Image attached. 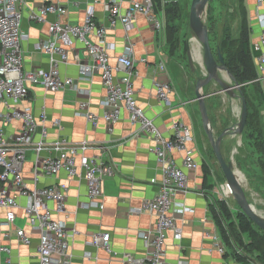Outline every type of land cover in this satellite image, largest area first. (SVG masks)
<instances>
[{
  "label": "crops",
  "instance_id": "obj_1",
  "mask_svg": "<svg viewBox=\"0 0 264 264\" xmlns=\"http://www.w3.org/2000/svg\"><path fill=\"white\" fill-rule=\"evenodd\" d=\"M105 1L24 0L23 31L26 35L23 41L24 70L49 69L51 66L49 56L36 48L38 42L49 37V24L55 21L80 24L84 21L90 5L95 7V21L108 27L107 41L115 45L111 50V60L116 63V58L126 51L129 41L126 29L121 23L114 28L109 27ZM49 2L61 4L66 9L65 14L51 13L47 17V23L43 24L30 19L29 15L32 11ZM129 5L130 0H125L124 8H128ZM246 5L251 26L252 51L256 56L259 51L255 45L262 33L257 19L258 1L246 0ZM128 35L135 44L133 86L138 103L167 136L172 134L173 125L177 122L191 127L195 137L191 146L196 151L195 158L200 165L197 170L190 173L187 190L178 192L174 197L172 210L182 229V236L177 238L174 231L169 232L167 260L169 264H241L230 254L223 240L225 252H220L218 243L213 238L214 234L221 237L211 212V199L217 197L219 186L212 168L205 184L203 159L195 133L199 117L202 119L196 84L189 79L183 65L168 52L166 35L156 32L144 15L139 13L136 16L134 27ZM193 45L195 49V42ZM79 61L90 63L83 47L75 44L70 51L68 62L59 64L60 73L63 77H73L80 88L91 90L90 97H87L90 109L101 116L104 112L101 101L106 95V87L98 72L81 78ZM157 78L168 80L172 84L173 92L169 103H164L157 97L155 87ZM210 84L212 82L203 86L204 93L205 88L207 89ZM261 86L264 90L263 82ZM206 94L209 97L210 92ZM83 98L86 97L76 90L53 92L41 85H31L29 95L18 104V107L30 108L37 116L43 111L47 112L48 142L60 138H66L73 144L86 141L90 145L87 154L100 155L115 168V174L107 176L104 181L101 199L104 203L103 209L86 206L89 202L88 187L81 177H69L66 173H61L54 177H41L38 185L58 182L69 184L66 212L56 217L64 221L69 228L77 230L71 240V264H123L122 256L125 252L139 256L146 253L140 233L153 227L156 217L152 213H137L135 210L159 192L162 171L155 154L150 150L154 144L153 140L149 135L139 133L138 126L130 121L127 111H124L121 120L111 132L103 118H100L98 125L94 126L84 116L76 114L79 101ZM260 109L264 116V104ZM5 111L6 107L0 102V114H4ZM55 118L61 119L63 124L61 130L53 126L52 120ZM19 129L18 120L6 126L9 136L17 133ZM40 138L39 133L36 140ZM48 154L50 152L47 150L42 152V155ZM174 154L181 165L182 153ZM33 159L34 151H30L25 163L26 180L30 186L34 185L31 172ZM153 179H156V182H153ZM15 195L20 203L16 210V221L14 224H7L3 214V223L0 226V235L4 231H9L11 234L10 238H2L1 243L9 245L12 253L8 255L0 251V264H38L39 233L32 229L26 218L24 210L26 199L17 193ZM18 228L26 229L31 236V244L26 245L18 240L16 236ZM105 233L111 234L114 253H108L103 248L90 243L94 235L102 236ZM207 233L211 236H207ZM227 251L229 254H226Z\"/></svg>",
  "mask_w": 264,
  "mask_h": 264
},
{
  "label": "built area",
  "instance_id": "obj_2",
  "mask_svg": "<svg viewBox=\"0 0 264 264\" xmlns=\"http://www.w3.org/2000/svg\"><path fill=\"white\" fill-rule=\"evenodd\" d=\"M257 1V19L262 33L255 45L259 53L254 57L258 70L257 81L264 83V0ZM124 2L125 0L104 2L109 27L114 28L121 23L126 29L129 41L126 51L116 58V63L111 60V50L115 45L107 41L108 27L95 21V7L90 5L84 21L80 24L62 21L49 24V37L38 42L36 48L49 56L50 68L25 71L24 0H0V102L6 107L5 113L0 114V226L3 223V214L7 224L15 223L16 210L20 206L15 194L24 197L26 218L40 236L37 248L38 264H71V240L77 233L76 229L69 228L64 221L56 217L66 212L69 184L58 182L39 186L40 178L54 177L61 173H66L69 177H81L88 187L89 202L86 206L103 209L104 203L101 199L104 181L107 176L114 175L116 170L104 157L87 154L90 145L86 141L73 144L66 138H60L48 142L47 112L43 111L37 116L30 108L18 107L29 95L31 85H41L53 92L66 89L78 91L86 98L79 101L76 114L84 116L94 126L103 118L111 132L121 120L124 111H127L130 121L138 126L139 133L149 135L153 140L154 144L150 150L155 154L162 171L159 192L135 211L152 213L156 220L153 227L140 233L146 253L139 256L125 252L122 256L123 264H169L168 234L174 231L177 238L182 236V229L177 223L172 207L176 194L187 190L190 173L200 166L195 158L196 151L191 146L195 137L191 127L182 122L175 123L172 134L167 136L138 103L133 86L135 44L128 33L133 29L139 13L144 15L152 28L161 35H166V20L156 11L154 0H130L126 9ZM65 12L66 9L61 4L49 2L32 11L29 17L43 24L47 23L49 14L62 15ZM75 44H80L90 59L88 64L78 62L81 78L98 72L106 87V95L101 101L104 107L101 116L90 109L87 97H90L91 90L80 88L73 77H63L60 73L59 64L68 62L70 51ZM163 68L161 65V69ZM155 87L157 97L162 102L169 103L173 92L172 84L168 80L157 78ZM16 120L20 122V129L9 136L6 126ZM52 124L60 130L63 128L60 118L53 119ZM39 133L41 138L36 140ZM44 150L50 154L42 155ZM30 151H34L31 170L33 186L28 184L25 175V163ZM175 152H181L183 155L181 165L174 156ZM152 181L156 182V179ZM214 199L215 197L211 199L212 202ZM10 236L9 231L0 235V251L8 255H11L12 248L2 244L1 240ZM16 236L23 244L29 245L32 242L31 236L24 228H18ZM207 236L211 234L207 233ZM110 238V233L94 235L90 243L108 253H114ZM213 238L218 243L219 251L224 253L221 237L214 234Z\"/></svg>",
  "mask_w": 264,
  "mask_h": 264
},
{
  "label": "rangeland",
  "instance_id": "obj_3",
  "mask_svg": "<svg viewBox=\"0 0 264 264\" xmlns=\"http://www.w3.org/2000/svg\"><path fill=\"white\" fill-rule=\"evenodd\" d=\"M173 1L180 4L183 12L176 20L178 45L175 50H171L170 45L166 43L167 50L172 54L176 61H179L183 65L189 79L196 84L198 79L205 77L206 68L202 59L203 47L201 42L199 41L200 47H195V49L193 48L194 39L190 42V39L192 38L190 11L193 0ZM164 3L161 8V13L166 19ZM205 13V23L207 24L209 31H211L210 39L215 51L218 50L220 42L225 34L228 33L231 37L239 35L241 14L238 9V0H210ZM189 45L193 57L195 58L194 70L191 69L189 64ZM196 46H198V44ZM230 78L232 84L237 82L232 73ZM211 82L212 84L208 87L206 86L207 89L205 88V93L210 92L209 97L207 96L206 98V104L215 136H219L225 129L237 126L240 119L242 101L238 90H236V96H231L225 91H222L219 83L216 81ZM248 92L251 99L257 102L256 93L251 86L248 87ZM195 133L202 159L208 163L216 175L219 186V193L217 195L218 199L225 200L230 209L234 213L237 212L240 210V207L233 197L226 194L229 191L227 180L213 150L212 143L204 128L201 117H199L198 128ZM231 136L232 138H230ZM239 141H241V143H239ZM253 141V139L244 133L239 135L235 134L232 130L223 139L221 148L226 160L229 163H232L236 169L244 174L246 181H244L242 177L241 179L243 180L244 187H246L249 201L255 205L258 212L264 214V175L262 174L261 166L258 163L260 157L263 156L264 158V153H262V155L261 152L258 151V148L253 145ZM253 261L254 262L252 263H262L256 260Z\"/></svg>",
  "mask_w": 264,
  "mask_h": 264
},
{
  "label": "trees",
  "instance_id": "obj_4",
  "mask_svg": "<svg viewBox=\"0 0 264 264\" xmlns=\"http://www.w3.org/2000/svg\"><path fill=\"white\" fill-rule=\"evenodd\" d=\"M154 1L156 11L161 13L163 0ZM164 6L166 14V43L170 45L171 50H175L178 45L176 20L183 10L180 4L173 0L165 2ZM238 9L241 14L239 35L231 37L230 34H225L217 51L214 50L212 44L211 46L217 59H219L220 52L223 54L227 68L231 71L237 83L242 86V91L248 104V119L243 133L254 140L253 145L262 154L264 153V116L260 108L264 104V90L261 83L257 81L258 70L252 51L251 26L246 0H238ZM210 33L211 31H209V35ZM249 86L254 89L256 101L258 102L251 99L248 92ZM258 163L264 175L263 156L259 158ZM202 168L206 184L209 175H211V168L205 160L202 163ZM210 187H213V185H210ZM230 196L233 197L231 193ZM211 212L223 242L237 262L252 264L253 260H256L264 264V231L241 208L234 213L225 200L215 197L211 203ZM226 254H229L228 251Z\"/></svg>",
  "mask_w": 264,
  "mask_h": 264
},
{
  "label": "water",
  "instance_id": "obj_5",
  "mask_svg": "<svg viewBox=\"0 0 264 264\" xmlns=\"http://www.w3.org/2000/svg\"><path fill=\"white\" fill-rule=\"evenodd\" d=\"M209 1L210 0H193L190 11V27L203 47L202 59L206 68L205 77L198 79L196 83V94L200 104L202 121L226 180L233 187L234 199L241 210L264 231V214L258 212L255 205L249 201L246 187H244L243 182L238 181L237 173H240L242 179L246 181L244 174L226 160L221 148L224 137H226L230 131L233 130L235 134L239 135L243 134L248 119V104L242 91V86L237 82H235V84L231 83V73L227 68L223 54L220 52L219 59H217L213 52L209 29L204 19ZM192 39H194V37L190 39V42ZM188 59L191 68L194 70L195 58L193 57L190 45L188 49ZM211 81L219 83L222 91H225L231 96H236V90H238L242 101L240 119L237 126L225 129L219 136H215L206 104L207 94L203 92V86ZM239 143H241V141H239Z\"/></svg>",
  "mask_w": 264,
  "mask_h": 264
},
{
  "label": "bare ground",
  "instance_id": "obj_6",
  "mask_svg": "<svg viewBox=\"0 0 264 264\" xmlns=\"http://www.w3.org/2000/svg\"><path fill=\"white\" fill-rule=\"evenodd\" d=\"M205 14H206V13H205ZM191 33H192V38L194 37V42H195V44H196V45L198 44V46L195 45V47H200V45H199V40H198L197 37L194 35L192 29H191ZM224 74L226 75L225 72H224ZM237 177H238V181H239V182H243V180L241 179L242 176H241L240 173H237ZM227 185H228L229 191H228L226 194H228V195L230 196V193H231L232 196H233V198H234L233 187L230 185L229 182H227Z\"/></svg>",
  "mask_w": 264,
  "mask_h": 264
}]
</instances>
